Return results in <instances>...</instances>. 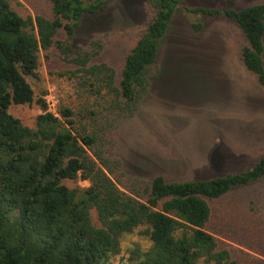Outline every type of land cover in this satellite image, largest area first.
Listing matches in <instances>:
<instances>
[{"label":"trees","instance_id":"trees-1","mask_svg":"<svg viewBox=\"0 0 264 264\" xmlns=\"http://www.w3.org/2000/svg\"><path fill=\"white\" fill-rule=\"evenodd\" d=\"M48 1L53 18H24L8 0H0V264H113L122 236L142 226L151 246L133 248L120 264H238L207 230V198L263 178L264 155L240 173L183 182L162 175L148 183L128 177L127 183L114 153L116 140H110L117 119L134 116L151 93L153 65L181 0H146L156 15L127 55L119 86L112 66L92 63L103 43L93 41L92 51L71 43L83 18L97 14L110 0ZM183 8L231 18L247 40L241 50L244 65L264 86V3L241 10ZM193 27L199 31L203 25L195 22ZM61 29L67 33L65 41L56 40ZM55 44L77 66L72 78L106 100L102 111L114 116L103 125L77 129L70 108L61 107L57 117L47 112L43 99L37 129L10 113L12 104L33 102L27 76L38 68L41 51ZM88 113L97 124L99 111ZM78 178L90 185L71 188L63 183ZM93 209L100 225L92 220Z\"/></svg>","mask_w":264,"mask_h":264},{"label":"rangeland","instance_id":"rangeland-1","mask_svg":"<svg viewBox=\"0 0 264 264\" xmlns=\"http://www.w3.org/2000/svg\"><path fill=\"white\" fill-rule=\"evenodd\" d=\"M8 1L24 18H53L48 0ZM258 3L264 0H181L153 65L151 93L134 116L117 119L112 127L110 140H116L114 153L122 161L124 182L132 177L148 183L157 175L170 182L215 178L250 170L264 155V86L242 60L244 34L229 17L183 8L241 10ZM155 15L146 0H110L97 14L83 18L71 43L89 51L93 41L103 43L92 63L112 66L119 86L127 55ZM195 22L203 25L201 30L194 29ZM67 38L61 29L56 40ZM76 69L56 44L42 50L34 75L27 76L35 92L33 102L12 104L10 113L37 129L38 116L44 112L39 100L53 90L59 109L67 107L75 113L77 129L103 125L114 115L102 111L106 100L72 78ZM85 110L99 111L97 124L90 113L82 115ZM63 183L71 188L90 185L81 178ZM207 200L211 208L207 230L216 236L219 249L229 250L238 264H264V177ZM91 216L100 225L95 209ZM143 229L122 236L121 252L112 257L113 264L127 261L135 247L151 246Z\"/></svg>","mask_w":264,"mask_h":264},{"label":"built area","instance_id":"built-area-1","mask_svg":"<svg viewBox=\"0 0 264 264\" xmlns=\"http://www.w3.org/2000/svg\"><path fill=\"white\" fill-rule=\"evenodd\" d=\"M44 100L47 112H50L53 115L59 117L60 109L58 105L60 104V100L57 95L53 92V90H50L49 93L44 96Z\"/></svg>","mask_w":264,"mask_h":264},{"label":"crops","instance_id":"crops-1","mask_svg":"<svg viewBox=\"0 0 264 264\" xmlns=\"http://www.w3.org/2000/svg\"><path fill=\"white\" fill-rule=\"evenodd\" d=\"M194 180V179H193Z\"/></svg>","mask_w":264,"mask_h":264}]
</instances>
